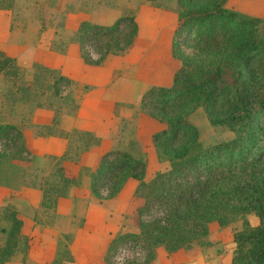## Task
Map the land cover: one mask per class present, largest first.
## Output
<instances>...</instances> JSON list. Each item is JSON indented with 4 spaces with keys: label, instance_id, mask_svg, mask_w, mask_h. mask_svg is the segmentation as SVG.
<instances>
[{
    "label": "trees",
    "instance_id": "16d2710c",
    "mask_svg": "<svg viewBox=\"0 0 264 264\" xmlns=\"http://www.w3.org/2000/svg\"><path fill=\"white\" fill-rule=\"evenodd\" d=\"M225 1L174 0L169 53L178 65L168 85L149 84L139 97L137 109L163 124L150 141L167 168L144 179L147 159L109 148L88 171L94 197L116 195L132 177L137 181L134 194L141 199L135 208L136 230L108 239L104 264H113L119 246L143 254L141 261L119 264H148L158 247L171 252L206 244L210 221L225 225L237 218L241 226L232 233L228 264H264V36L256 31L259 16L228 7ZM75 31L82 62L99 65L109 54L129 49L138 25L133 15L121 14L106 24L82 19ZM13 60L2 55L0 68ZM197 106L210 124L233 134L202 144L187 118ZM86 134L82 146L96 142L97 137ZM10 138L19 142L18 151L27 152L15 124L0 123V140ZM74 178L60 177L64 187ZM249 212L257 217L256 224L245 217ZM2 217L8 225L0 226V264L23 238L18 211L4 206Z\"/></svg>",
    "mask_w": 264,
    "mask_h": 264
},
{
    "label": "rangeland",
    "instance_id": "374dc122",
    "mask_svg": "<svg viewBox=\"0 0 264 264\" xmlns=\"http://www.w3.org/2000/svg\"><path fill=\"white\" fill-rule=\"evenodd\" d=\"M154 3L146 0H0V57L8 55L14 58V62L0 68V123H13L21 132L32 135L61 131L64 123L75 116L78 96L86 93L95 95L93 89L96 85L83 80V76H97L98 80H102L103 73H110L109 82L96 87L97 90L104 92V95H121L129 90L128 95L133 97L131 109L135 111L126 122L124 132L121 131L119 139L115 140V146L136 157H142L141 151H144L147 159L144 179L156 170L167 168L168 162L158 157L151 141H147V136L156 126L147 117L140 116L139 120L140 111L135 110L143 90L149 84L168 85L178 65V61L169 53V39L176 23L174 0H156ZM225 5L259 16L261 20L256 25V31L258 35L264 36V0H226ZM121 14L133 15L138 25L137 35L129 49L122 54H109L98 67H91L90 70L85 67L88 63L78 65L80 58L75 30L79 21L87 19L106 24ZM90 52L95 56L93 51ZM63 69L72 72L76 78L67 77ZM116 103L106 101L99 107L113 108V112L119 114L126 104ZM187 118L197 127L198 138L204 145L233 134L221 125L210 124L200 106L190 112ZM120 122L126 124L122 118ZM137 127V140L130 139ZM126 130L129 135H126ZM70 136L69 149L58 157L34 154L28 150L18 151L17 140H0V196L5 185L17 190L22 185L36 184L42 188V205L45 206L39 212L35 210L32 225L30 220L21 225L23 238L19 239L15 248V251L22 253L21 259L18 258L20 253L16 255L14 251L1 264H104L97 250V255L91 259L83 256L74 258L68 250V242L82 226L81 218L75 220L71 230H68L70 227L65 228V232L56 236L49 246L53 256L46 259L48 261L38 262L24 255L38 238L33 229L37 219L42 217L52 222L54 212L50 206L60 193H66L68 185L64 187L61 182L64 171L59 170L60 163L63 159L67 161L66 158H73L82 147L81 142L88 140L86 131L74 129ZM123 136L129 140L124 141ZM84 172L79 169V174L75 178L72 176L75 182ZM120 193V200L129 196L135 214L141 199L134 194L133 186L127 183ZM4 206L14 208L8 200L6 204L0 205V226L8 225L2 217ZM134 217L135 224L130 221L125 231L136 230V214ZM245 217L250 224L257 223V217L252 212L246 213ZM240 226L239 218L225 225L212 220L208 223L206 244L171 252L158 247L154 259L148 264H228L233 248L232 233ZM3 239L4 233L0 231V245ZM142 258L143 254L138 248L125 249L119 246L113 255V264L129 259L137 262Z\"/></svg>",
    "mask_w": 264,
    "mask_h": 264
},
{
    "label": "crops",
    "instance_id": "0c3cea01",
    "mask_svg": "<svg viewBox=\"0 0 264 264\" xmlns=\"http://www.w3.org/2000/svg\"><path fill=\"white\" fill-rule=\"evenodd\" d=\"M80 60H78V65L82 66L83 62ZM98 66L99 65L94 66L87 64L85 67H87V70H90L91 67ZM96 70L98 69H94L93 71ZM63 73L67 77L76 78L72 72L66 69H63ZM103 75L102 80H98L97 76L90 78L86 75L83 76V80L98 87L109 82L110 73H103ZM96 87L93 89L95 95H87L90 93H86V95L78 96L75 116L71 118L68 123H64L61 131L48 132L45 134L38 133L34 135L22 131L24 145L28 151L34 154L52 157H58L69 149V144L72 139L70 132L74 129L90 132L93 136L97 137L96 142L88 144L87 146H82L77 150L73 158H66L68 159L67 161L63 159L60 163L65 172H63V174L67 177H76V175L79 174V169L85 170V172L81 174L76 184H69L66 193L58 195L55 199V203L50 206V210L54 212V220L52 222L45 221L41 217V219H37V224L33 226L38 238H35L36 241H33L34 244L32 243L33 247L30 246L28 252L26 250L24 255L33 258L35 261L43 262L46 259H51L53 253L49 246L53 244L56 236L60 235V232H65V228L68 229V227H70L68 230H71L73 223L75 224V220H80V218L82 226L78 228V232H75L72 239L68 242V250L74 258L78 259L82 256L85 259L94 258V255H97L96 250L99 252V255L101 253L102 257L107 241L113 233L125 231L127 225L130 226L131 223L135 224L132 201L129 203V196L120 200L121 189L116 195L104 198L103 201H100L101 198H94L88 189V171L96 165L99 156L105 150L109 148H118V146H115V140L119 139L118 136L120 132H124V128L127 126L126 122L128 119H131L132 112H135L131 109L133 97L130 98V95H128L129 90H126L124 94L121 95H112L111 93L104 95V92L97 90ZM106 101H112L113 103L117 102L119 104L124 103L126 106L124 110H119L120 113L118 111L119 114H116L113 112V108H110V110L104 106V108L101 106L99 107V104ZM127 104L131 105L127 106ZM136 109L137 106L135 107V110ZM138 113L141 114L139 115V120L140 116L147 117L156 126V129L154 128L155 130L163 126L161 122H158L147 114L142 112ZM120 118L125 120L126 124H120ZM43 123L45 124L47 122ZM137 130H139V127H137L135 133L133 132L130 135V139L137 140ZM152 132L153 131H151L150 134ZM125 133L129 135L127 130ZM150 134L147 136V141H150ZM123 140L128 141L129 139L123 136ZM141 153L143 154L141 158L146 159L144 151H141ZM144 177L146 178V175H144ZM136 182V179L128 177L123 186L129 183L134 189ZM123 186L121 188H123ZM42 196V188L36 184L22 185L17 190H12L11 187L8 188V186L5 185V189L0 196V205L6 204L7 200L10 201L14 209L18 211V214L20 212L19 216L22 220V226L25 225L26 220H30V224L32 225L35 210L39 212V210L45 208V206L42 205ZM131 208H133L132 211ZM129 213L130 218L128 217ZM17 253L20 252H14L16 255ZM21 256L22 253L18 255V258Z\"/></svg>",
    "mask_w": 264,
    "mask_h": 264
}]
</instances>
